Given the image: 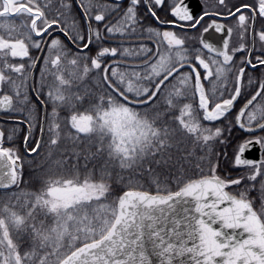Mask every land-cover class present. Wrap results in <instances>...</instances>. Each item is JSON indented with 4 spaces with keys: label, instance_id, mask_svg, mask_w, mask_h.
<instances>
[{
    "label": "snow or ice",
    "instance_id": "6c2138e0",
    "mask_svg": "<svg viewBox=\"0 0 264 264\" xmlns=\"http://www.w3.org/2000/svg\"><path fill=\"white\" fill-rule=\"evenodd\" d=\"M0 264H264V0H0Z\"/></svg>",
    "mask_w": 264,
    "mask_h": 264
}]
</instances>
